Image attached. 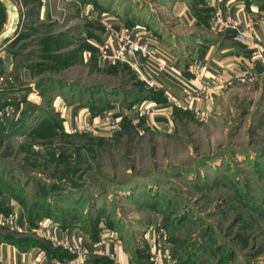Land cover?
Returning a JSON list of instances; mask_svg holds the SVG:
<instances>
[{
	"label": "rangeland",
	"instance_id": "rangeland-1",
	"mask_svg": "<svg viewBox=\"0 0 264 264\" xmlns=\"http://www.w3.org/2000/svg\"><path fill=\"white\" fill-rule=\"evenodd\" d=\"M11 1L21 21L4 47L12 70L0 71V241L37 242L23 245L38 253L22 264H118L65 227L115 234L146 264L163 248L170 264H264V72L214 90L201 115L173 107L172 133L138 110L116 130L72 132L139 104L135 93L159 94L129 65L100 61L106 23L182 33L176 11L158 0ZM189 2L211 25L207 0Z\"/></svg>",
	"mask_w": 264,
	"mask_h": 264
},
{
	"label": "crops",
	"instance_id": "crops-1",
	"mask_svg": "<svg viewBox=\"0 0 264 264\" xmlns=\"http://www.w3.org/2000/svg\"><path fill=\"white\" fill-rule=\"evenodd\" d=\"M189 1L165 0L164 2V0H158L153 3L155 7H158L157 9L176 11V25L180 26V30H183L182 33L176 32L175 28L172 31H168L167 29L163 31L159 28L161 22L156 21L152 23L153 35L147 34L149 42L153 46L162 48L171 55V59L166 62L168 64L167 71L161 72L156 63L153 64L142 56H132L131 61L133 65L125 62L126 65H129L135 71L139 81L143 82L145 86L155 89L157 92L162 91L163 96H165V103L163 104L161 102L159 104L151 99L144 100L160 105L156 115L143 116L146 126L157 132L160 129L168 133H172L175 130L170 117L173 107L182 111L193 112L189 109H184L189 100L185 96V88L182 86V82L183 79H191L192 75H190L189 67L194 60L198 59L204 62L205 79L206 83H208V92L204 94L207 96V99H204L201 103L202 111L208 105L211 99L210 94L214 90H219L221 87L230 85L234 81L252 82L264 72V8L261 7V1L207 0L213 14L209 22L211 25L207 23V26L204 23V16L198 10L193 12L192 2ZM1 11L2 7L0 5V15ZM166 19L169 21L168 18ZM219 20L230 22L237 30L220 25ZM251 22L255 24L253 39L247 41L237 40L235 37L237 31L244 30L247 24ZM6 28V19H0V37L10 27ZM17 31L18 29L10 40L16 36ZM7 42L0 44V71H2L3 75L12 70V61L4 52ZM257 50L261 52L262 59H254ZM243 71L250 72L254 78L246 81L236 78ZM45 80L47 81V79ZM151 80L156 81L154 87L148 84ZM43 82L44 80L39 83L38 87L42 86L41 83ZM143 102L138 103L142 104ZM132 107L128 108V111V109L125 110L120 105L114 104L106 111L122 114L125 118L128 116V113L133 112L137 114L138 111L133 110ZM85 115L88 117L89 113ZM98 118L96 116V119ZM62 230L63 234H66L69 230L70 232H79V239H83L84 246L89 251L94 254L109 256L114 261H117L118 264H146L130 254L126 245L115 234L106 235L103 234L104 232L99 231L95 239L90 232L85 230L82 232V230L79 231L77 228L68 227L62 228ZM18 248L5 242L0 243V261L9 264H22V262L26 261L27 254H29L28 258L31 260L38 253L36 248L30 249L29 253H27L28 250L23 253ZM156 260L155 264H170L164 248L159 250Z\"/></svg>",
	"mask_w": 264,
	"mask_h": 264
},
{
	"label": "built area",
	"instance_id": "built-area-1",
	"mask_svg": "<svg viewBox=\"0 0 264 264\" xmlns=\"http://www.w3.org/2000/svg\"><path fill=\"white\" fill-rule=\"evenodd\" d=\"M220 25L225 27L233 28L237 30L230 22L218 21ZM254 23H248L246 28L242 31H237L236 39L240 41H247L254 37ZM105 39L102 47L100 48L99 59L105 64H114L116 62L128 63L133 65L131 61L132 56H142L146 60L156 63L158 69L161 72L168 70V64L166 63L171 59V55L164 51L162 48L153 46L147 37L148 32L144 31L143 28L133 29L131 31L127 29L117 28L114 23L108 22L105 25ZM261 58L262 55L259 50L256 51L254 59ZM205 64L201 60H194L189 67L191 79H183L182 86L185 88V96L189 102L186 103L184 109L191 110L197 115L203 114L201 110V103L207 96L204 95L208 92V83L205 79ZM239 80L246 81L253 79L254 76L248 72L243 71L236 77ZM151 87L156 85V81L151 80L148 82ZM133 110H138L141 116L145 115H156L158 112V105L144 101L142 104H136L132 107ZM123 115L116 112L103 113L101 121H96L94 124L85 122L82 126L78 124L72 132H78V130L95 131L100 125H106L110 130H116L119 128L123 121ZM72 245V244H71ZM75 248L80 249L78 246Z\"/></svg>",
	"mask_w": 264,
	"mask_h": 264
},
{
	"label": "trees",
	"instance_id": "trees-1",
	"mask_svg": "<svg viewBox=\"0 0 264 264\" xmlns=\"http://www.w3.org/2000/svg\"><path fill=\"white\" fill-rule=\"evenodd\" d=\"M93 88H95V86L93 87ZM93 88H91V89H93ZM134 95H137L138 97H140L139 99H136V102H143L144 100H148V99H151V100H154V101H156L157 103H159V102H163V101H165V96H163V92L162 91H159V94H157V95H153V96H147V95H144L143 93L142 94H134ZM133 106V103L132 104H130V108ZM107 110V109H106ZM97 114V113H96ZM35 211V210H34ZM98 234V232H96L94 235H92L93 236V238H95L96 239V235ZM4 239V241H8L9 243H14V244H17V247H19L20 249H24L25 247L23 246V245H26V244H28V243H33L32 241H30V240H25V239H18V240H14V239H12L11 237H4L3 238ZM34 243H37V242H34ZM33 243V244H34ZM33 244H31V245H33ZM48 253H49V255H51V256H53V255H58V257L59 258H63L64 257V255L63 254H57V252H55V251H53L52 249H49L48 250Z\"/></svg>",
	"mask_w": 264,
	"mask_h": 264
},
{
	"label": "water",
	"instance_id": "water-1",
	"mask_svg": "<svg viewBox=\"0 0 264 264\" xmlns=\"http://www.w3.org/2000/svg\"><path fill=\"white\" fill-rule=\"evenodd\" d=\"M2 3H4L8 9H10L11 13L13 14V19L14 22L12 23V25L10 26V28L4 32L1 37H0V44L7 42L8 40H10V38L12 37V35L16 32V30L18 29L19 25H20V14L17 11V9L15 8L14 3H12L11 0H0Z\"/></svg>",
	"mask_w": 264,
	"mask_h": 264
},
{
	"label": "bare ground",
	"instance_id": "bare-ground-1",
	"mask_svg": "<svg viewBox=\"0 0 264 264\" xmlns=\"http://www.w3.org/2000/svg\"><path fill=\"white\" fill-rule=\"evenodd\" d=\"M14 22V21H13Z\"/></svg>",
	"mask_w": 264,
	"mask_h": 264
}]
</instances>
